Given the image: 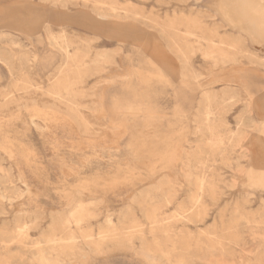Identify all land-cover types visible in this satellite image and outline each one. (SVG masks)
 Masks as SVG:
<instances>
[{"label":"rangeland","instance_id":"rangeland-1","mask_svg":"<svg viewBox=\"0 0 264 264\" xmlns=\"http://www.w3.org/2000/svg\"><path fill=\"white\" fill-rule=\"evenodd\" d=\"M218 1L0 0V264H264V44Z\"/></svg>","mask_w":264,"mask_h":264},{"label":"bare ground","instance_id":"bare-ground-1","mask_svg":"<svg viewBox=\"0 0 264 264\" xmlns=\"http://www.w3.org/2000/svg\"><path fill=\"white\" fill-rule=\"evenodd\" d=\"M17 5V4H16ZM216 9L219 10L222 17L227 21V23L232 26L234 29L238 28L239 30L243 31L247 37L252 42H257L264 44V0H219L218 4L216 5ZM54 10V9H52ZM56 11V10H55ZM54 11V13H55ZM41 13V12H40ZM53 13V14H54ZM62 13V12H61ZM131 13V12H130ZM57 15V14H56ZM55 15V16H56ZM92 15V14H91ZM111 15V14H110ZM39 16V15H38ZM101 16H105V14H101ZM109 16V15H108ZM44 17V16H43ZM61 18V17H60ZM51 19V18H50ZM42 20V19H41ZM83 21V20H82ZM97 21V20H96ZM41 22V21H40ZM70 22V21H69ZM71 22H73L71 20ZM101 22V21H99ZM104 23V22H102ZM20 25V24H19ZM12 26V25H11ZM103 26V25H102ZM41 28V27H40ZM30 29V28H29ZM25 30V29H24ZM30 31V30H29ZM32 31V30H31ZM188 32V31H187ZM191 33V32H189ZM188 33V34H189ZM1 36L3 33H0ZM9 34V33H8ZM6 35V34H5ZM0 36V37H1ZM4 36L2 37V39ZM53 38V37H52ZM210 42V41H209ZM212 42V41H211ZM210 42V43H211ZM216 44V43H215ZM261 44V45H262ZM260 45V44H259ZM211 47V46H209ZM221 49V48H219ZM225 50V49H222ZM30 54V53H29ZM27 55V54H26ZM98 56V55H97ZM96 56V57H97ZM107 60V59H106ZM217 60V59H216ZM96 62V61H95ZM10 65V64H9ZM28 65V64H25ZM91 65V64H90ZM110 80V79H109ZM16 82V81H15ZM99 111V110H98ZM100 113V112H99ZM121 113V112H120ZM127 114V113H126ZM47 115V114H46ZM208 121V118L206 119ZM211 124V122H208ZM121 127V125H117V128ZM124 128V127H123ZM209 128V127H208ZM115 129V127H114ZM126 132V130H124ZM125 135V134H124ZM123 136V134H122ZM120 135V137H122ZM13 144V143H12ZM258 149L261 147L260 150L255 148L254 151V167L251 172V178L256 182L258 185L264 187V142L261 144H257ZM162 183V182H161ZM255 183V184H256ZM108 223V221H107ZM253 230V229H252ZM257 230V229H256ZM207 234V233H206ZM242 237V236H241ZM243 238V237H242ZM242 241V240H241ZM238 242V241H236ZM240 242V241H239ZM141 246V245H140ZM214 246V245H213ZM263 247V246H262ZM255 250L252 249L249 251L246 250L248 253H253L257 250L258 245L254 246ZM264 248V247H263ZM78 249V248H77ZM235 249V248H234ZM80 250V249H79ZM140 250H138L139 252ZM239 253V252H238ZM48 254V253H47ZM50 254V253H49ZM258 254V252H257ZM244 255V254H243ZM47 256V255H46ZM49 256V255H48ZM241 260L239 262H233V264H251L252 263V255H244L243 257L240 256ZM49 258V257H47ZM259 258V257H258ZM45 259V258H44ZM58 259V258H57ZM56 259V260H57ZM54 260V259H53ZM55 260V262H56ZM59 264V261L57 260ZM257 261V260H256ZM63 262V261H62ZM71 262V261H70ZM69 262V263H70ZM83 262V261H81ZM260 262V261H259ZM73 263V262H72ZM70 263V264H72ZM258 263V262H257ZM63 264H65L63 262ZM74 264V263H73ZM77 264V262H76ZM189 264V263H188ZM227 264V263H226ZM232 264V263H231Z\"/></svg>","mask_w":264,"mask_h":264},{"label":"crops","instance_id":"crops-1","mask_svg":"<svg viewBox=\"0 0 264 264\" xmlns=\"http://www.w3.org/2000/svg\"><path fill=\"white\" fill-rule=\"evenodd\" d=\"M1 9H3V8H0V10H1ZM5 11H6V13H7L8 15H9V14L12 15V9H11V7L8 8V9H5ZM11 25H12V20H8L6 26H5L4 28L0 29V31H3V32H5V31H12L14 28H12ZM5 28H6V29H5ZM14 31H15V30H14Z\"/></svg>","mask_w":264,"mask_h":264}]
</instances>
